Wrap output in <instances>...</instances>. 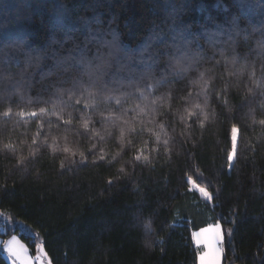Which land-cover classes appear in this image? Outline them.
I'll use <instances>...</instances> for the list:
<instances>
[{"label": "trees", "instance_id": "trees-1", "mask_svg": "<svg viewBox=\"0 0 264 264\" xmlns=\"http://www.w3.org/2000/svg\"><path fill=\"white\" fill-rule=\"evenodd\" d=\"M95 16L115 17L134 71L76 64ZM188 25L226 43L176 67ZM21 42L74 59L21 74L0 58L3 239L41 241L51 264H198L192 231L219 222L223 264H264V0H0V48Z\"/></svg>", "mask_w": 264, "mask_h": 264}, {"label": "clouds", "instance_id": "clouds-1", "mask_svg": "<svg viewBox=\"0 0 264 264\" xmlns=\"http://www.w3.org/2000/svg\"><path fill=\"white\" fill-rule=\"evenodd\" d=\"M82 22L86 28H89L92 24L97 25L94 34L89 31V34L84 37L86 43L95 41L97 47L94 54L90 57L86 54H81L76 59V64L83 69L85 74L102 79L110 73L134 71L130 67L134 59V54L126 51L121 44L120 35L113 27L115 17L109 22L107 29L102 27V21L99 16H95L91 20L82 18ZM233 23H235V19ZM53 43H57V41L53 39ZM223 43H226L223 26H217L213 29H202L201 32L195 33L191 31V25H188L187 27L181 28L172 36V42L169 44L172 53L167 59L171 65L176 67L190 65L203 59L205 50L215 52L217 51L216 46ZM148 50V46L144 47L140 55L143 56ZM72 51H75V48ZM220 54L223 56V51ZM21 56L22 61H17V64H23V67L19 68L21 74L34 73L40 70L46 58L54 59L58 66L74 59L71 51L68 55L62 56L59 52L55 51L49 53L47 50H40L38 48L25 49L23 42L0 48V58H4L6 63ZM45 74L50 75L51 71ZM146 222L152 224L151 219L146 218L144 223L140 225L141 231L145 233L141 242L145 246V240L150 241L147 245V248L150 249L152 247V237L145 231L144 225ZM154 231L155 229L151 227V232Z\"/></svg>", "mask_w": 264, "mask_h": 264}, {"label": "snow or ice", "instance_id": "snow-or-ice-1", "mask_svg": "<svg viewBox=\"0 0 264 264\" xmlns=\"http://www.w3.org/2000/svg\"><path fill=\"white\" fill-rule=\"evenodd\" d=\"M137 159H139V157H137ZM189 182L192 183L191 180ZM198 190L203 198L207 201H212L211 194L204 188H199ZM144 228L146 232H150V222H146ZM192 236L196 244H203L208 249V251L200 256V264H219L220 249L216 247V245L220 244L222 239V230L219 222L206 225L205 227L194 231ZM5 250L9 258L14 260V264H28L26 249L15 236L6 242Z\"/></svg>", "mask_w": 264, "mask_h": 264}, {"label": "rangeland", "instance_id": "rangeland-1", "mask_svg": "<svg viewBox=\"0 0 264 264\" xmlns=\"http://www.w3.org/2000/svg\"><path fill=\"white\" fill-rule=\"evenodd\" d=\"M190 181V180H189ZM192 181V180H191ZM190 187L192 189H195L199 192V188H202L198 185H196L195 183H190ZM206 190V189H205ZM207 191V190H206ZM208 192V191H207ZM200 193V192H199ZM209 193V192H208ZM201 194V193H200ZM202 196V195H201ZM205 199V198H204ZM213 223H216V222H212L210 224H213ZM220 224V223H219ZM209 225V224H208ZM221 226V230H222V239H221V242L220 244L216 245L217 248L220 249V260H219V264H223V242H224V229H223V226L220 224ZM205 227V226H204ZM203 228V227H202ZM201 229V228H200ZM199 230V229H197ZM197 230H193L192 233L194 231H197ZM13 236H15L17 238V240L22 244L24 245L25 249H26V254H27V257H28V264H51L50 263V260L47 256V253L41 243V241H38L37 244H36V250L35 252H32L30 247L25 243L23 242L17 235H12L10 237H7L5 239H3L1 236H0V242H4V243H0V247L8 261L9 264H14V260L13 259H10L6 250H5V244L7 241H9ZM192 240H193V236H192ZM193 244L196 248V251H197V259H198V264H200V256L204 254V252L208 251V249L203 245V244H196L193 240Z\"/></svg>", "mask_w": 264, "mask_h": 264}]
</instances>
